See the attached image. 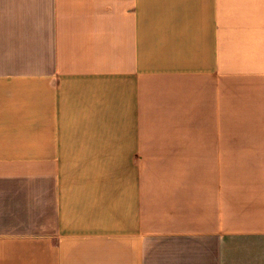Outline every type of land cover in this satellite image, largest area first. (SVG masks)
Masks as SVG:
<instances>
[{
	"label": "crops",
	"instance_id": "crops-1",
	"mask_svg": "<svg viewBox=\"0 0 264 264\" xmlns=\"http://www.w3.org/2000/svg\"><path fill=\"white\" fill-rule=\"evenodd\" d=\"M263 246L264 0H0V264Z\"/></svg>",
	"mask_w": 264,
	"mask_h": 264
},
{
	"label": "rangeland",
	"instance_id": "rangeland-1",
	"mask_svg": "<svg viewBox=\"0 0 264 264\" xmlns=\"http://www.w3.org/2000/svg\"><path fill=\"white\" fill-rule=\"evenodd\" d=\"M241 260V263H246V264H264V246L263 248H258L257 252L255 254L247 256V260L243 261L241 257H239Z\"/></svg>",
	"mask_w": 264,
	"mask_h": 264
}]
</instances>
